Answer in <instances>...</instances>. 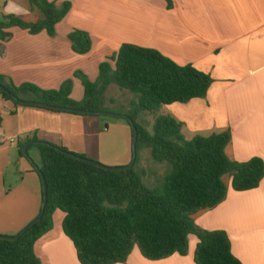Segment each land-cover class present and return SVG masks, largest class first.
Here are the masks:
<instances>
[{"label":"crops","instance_id":"crops-1","mask_svg":"<svg viewBox=\"0 0 264 264\" xmlns=\"http://www.w3.org/2000/svg\"><path fill=\"white\" fill-rule=\"evenodd\" d=\"M49 1L58 6L71 3L55 36L11 28L12 38L0 42V75L15 85L32 83L44 90H57L71 79L70 96L79 102L84 88L74 77L77 71L95 82L100 64L123 44L154 49L213 80L204 98L163 105L153 113L155 119L174 118L186 140L230 131L232 139L226 148L230 160L247 162L259 157L264 161V0H170L169 5L166 0ZM8 15L28 23L42 18L28 0H0V19ZM76 29L91 37L88 54L72 50L68 36ZM12 108L0 96V235L16 236L42 207L40 176L19 153V145L27 140L35 138L113 167L127 166L132 160V130L124 119L104 130L99 115L25 105L12 115ZM11 138L13 143L8 141ZM224 181L226 199L192 219L201 230L226 232L232 253L242 264H264V178L258 188L244 192L231 188L230 177ZM64 217L56 210L53 229L35 244L42 264H80L63 232ZM197 243L198 238L190 235L187 255L159 261L146 260L135 248L125 263L118 264H196Z\"/></svg>","mask_w":264,"mask_h":264},{"label":"trees","instance_id":"trees-1","mask_svg":"<svg viewBox=\"0 0 264 264\" xmlns=\"http://www.w3.org/2000/svg\"><path fill=\"white\" fill-rule=\"evenodd\" d=\"M166 1L169 5L170 0ZM28 2L42 13V18L28 23L14 15L2 17L0 42L12 38L13 27L32 35L46 32L54 37L56 26L71 9L70 2L60 6L49 0ZM68 38L75 53L85 55L91 51L92 40L87 32L76 29ZM74 77L81 80L84 88V97L79 102L70 96L71 79L57 90H44L32 83L15 85L0 75V96L12 104V115L24 106L20 101H33L103 116L113 112L105 106L107 89L115 85L128 91L137 96V101L127 111L116 113L127 122L129 117L138 131L136 162L126 171H105L97 167L99 162L62 147L45 142L29 146L27 153L37 148L40 154L37 173L43 175L47 203L41 220L17 240L0 238V264H42L34 247L53 229L56 210L65 214L62 229L72 241L80 264L125 263L135 248L150 261L185 256L190 235L198 238L194 251L196 264H242L233 255L226 232L201 230L192 216L226 199L227 176L234 191L258 188L264 178V161L259 157L247 162L230 160L226 155L232 139L230 131L186 140L181 124L171 116L156 117L151 132L139 122L141 113H155L163 105L204 98L212 78L190 65L176 64L157 50L132 44H123L100 64L95 82L82 71H77ZM128 124L133 135L134 129ZM30 142L19 145L21 155ZM142 149L149 150L154 162L169 166L168 173L154 187L144 182L147 171L136 169ZM43 197L42 191V204Z\"/></svg>","mask_w":264,"mask_h":264},{"label":"rangeland","instance_id":"rangeland-1","mask_svg":"<svg viewBox=\"0 0 264 264\" xmlns=\"http://www.w3.org/2000/svg\"><path fill=\"white\" fill-rule=\"evenodd\" d=\"M113 89H110L105 93L104 95V101L105 106L110 108L114 113L120 112V111H127L129 109L130 100L137 101L136 95H131L132 93L128 91H121L117 86L112 87ZM123 94V95H122ZM112 101V102H110ZM155 114L153 113H147L145 116L139 119L140 123H142L145 127L149 128L151 130L153 123L155 122ZM102 123H103V129L107 130L108 125L115 124L118 120H123V118L116 119L114 117L110 116H98L97 117ZM126 119H124L123 122H125ZM127 122V121H126ZM13 150H16V146H12ZM28 156L24 155V160H26L30 166V168L35 170L36 176H38L37 169L41 165L40 161V154L37 148H33L31 152L27 153ZM34 159V160H33ZM37 161H40L39 163ZM102 164V163H100ZM105 165V164H102ZM108 166V165H105ZM14 167V164H12V168ZM113 167V166H108ZM144 168L147 171V176L144 180L146 185L150 187H154L158 185L163 177L168 173L169 166L167 164H159L152 160L150 156V152L148 149H142L140 151V161L136 165V169H142ZM6 236V235H1Z\"/></svg>","mask_w":264,"mask_h":264},{"label":"water","instance_id":"water-1","mask_svg":"<svg viewBox=\"0 0 264 264\" xmlns=\"http://www.w3.org/2000/svg\"><path fill=\"white\" fill-rule=\"evenodd\" d=\"M6 91V90H5ZM21 105H25V106H35V107H40V108H45V109H49V110H55V111H60V112H68V113H75V114H80V115H93V116H98L100 113H95V112H89V111H83V110H79V109H70V108H63V107H56L53 105H49V104H44V103H38V102H33V101H20ZM106 115H111V116H115V117H122L123 115L118 114V113H105ZM128 122L132 125L134 132L132 135V160L130 162L129 165L124 166V167H108L102 164L97 165L98 168L105 170V171H126L131 169L135 162H136V158H137V139H138V131L136 129V127L133 125V121L128 117L127 118ZM33 144H45L44 142H39V141H34L32 142ZM31 143V144H32ZM30 143L27 144L24 148H23V153L25 156H28L27 154V149L29 147ZM70 156H73L75 158H77L78 160H81L85 163H92L90 160L86 159V158H81V157H77L73 154L68 153ZM38 170V169H37ZM39 176L41 178V182H42V191L44 194L43 197V204L41 207V213L38 215V217L36 219H34L30 224H28L21 232L20 234L16 235V236H1L0 238L6 239V240H17L21 235H23L25 232H27L29 229H31L35 224H37L41 218L42 215L44 213L45 207H46V203H47V191H46V185H45V181L43 179V175L42 173H39Z\"/></svg>","mask_w":264,"mask_h":264},{"label":"built area","instance_id":"built-area-1","mask_svg":"<svg viewBox=\"0 0 264 264\" xmlns=\"http://www.w3.org/2000/svg\"><path fill=\"white\" fill-rule=\"evenodd\" d=\"M9 142L13 143L15 140L14 139H8Z\"/></svg>","mask_w":264,"mask_h":264}]
</instances>
